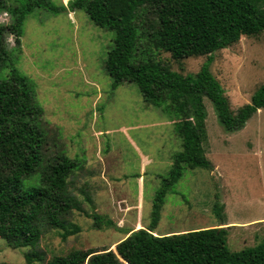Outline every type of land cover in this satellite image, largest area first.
Listing matches in <instances>:
<instances>
[{"label": "rangeland", "instance_id": "1", "mask_svg": "<svg viewBox=\"0 0 264 264\" xmlns=\"http://www.w3.org/2000/svg\"><path fill=\"white\" fill-rule=\"evenodd\" d=\"M49 1L66 5L68 0ZM0 22H10L8 10L0 12ZM22 31L17 48L14 37L7 36L10 56L42 108L39 127L46 132L45 155L51 158L63 150L79 163L69 176V189L82 211L68 216L79 230L65 239L57 228L45 230L34 247L11 248L0 238V264H27L25 253L31 250L42 258L30 264H43L74 248L114 250L129 229L149 223L154 195L180 140L168 114L145 101L136 83L112 86L105 60L113 47V30L95 25L81 9L53 13L36 7L24 19ZM156 59L183 74H194L206 60L174 59L168 52ZM209 69L232 112L250 102L264 83V32L243 35L214 52ZM203 103V148L211 169H182L165 196L154 233L217 226L220 220L212 207L218 202L223 205L219 227L227 229L226 243L237 251L255 245L263 234L264 107L241 128L226 131L212 102L204 97ZM85 211L112 224L96 228Z\"/></svg>", "mask_w": 264, "mask_h": 264}, {"label": "trees", "instance_id": "2", "mask_svg": "<svg viewBox=\"0 0 264 264\" xmlns=\"http://www.w3.org/2000/svg\"><path fill=\"white\" fill-rule=\"evenodd\" d=\"M8 10L10 22H0V238L9 247H34L48 228L61 229L65 239L79 230L68 216L80 210L69 189V176L78 161L63 150L45 155V130L39 127L42 108L36 103L25 75L13 63L7 36L20 45L22 24L36 7L53 13L78 9L99 27L114 31L113 47L105 68L115 87L122 82L137 84L143 98L168 114L180 149L172 156L171 168L156 191L147 226L129 229L114 247L101 250L74 248L43 264H264L262 238L253 246L231 251L227 229L219 227L223 205L214 203L217 226L155 234L160 212L183 168L211 169L203 142L206 138L205 108L208 98L218 122L226 131L241 128L257 109L264 107V83L250 102L235 112L228 107L224 89L209 69L213 54L243 35L264 32V0H68L66 5L49 0H16ZM13 48V47H12ZM161 52L181 59L205 56L194 74H183L156 59ZM96 228L112 224L95 212L88 213ZM31 250L27 264L41 260Z\"/></svg>", "mask_w": 264, "mask_h": 264}]
</instances>
